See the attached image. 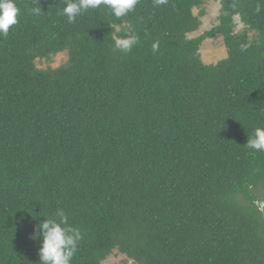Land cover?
<instances>
[{"label":"trees","instance_id":"obj_1","mask_svg":"<svg viewBox=\"0 0 264 264\" xmlns=\"http://www.w3.org/2000/svg\"><path fill=\"white\" fill-rule=\"evenodd\" d=\"M205 1L138 0L122 18L101 6L68 23L67 0H15L18 24L0 35V264H40L30 236L60 209L81 233L71 264L115 251L264 264V151L246 147L264 129V0H214L218 24L190 38ZM128 33L138 43L115 49ZM217 35L227 56L206 64Z\"/></svg>","mask_w":264,"mask_h":264},{"label":"clouds","instance_id":"obj_2","mask_svg":"<svg viewBox=\"0 0 264 264\" xmlns=\"http://www.w3.org/2000/svg\"><path fill=\"white\" fill-rule=\"evenodd\" d=\"M165 2L166 0H155L157 5ZM137 3L138 0H67L62 15L67 17L68 23H74L83 13L103 6L116 18H122L133 11ZM31 11L33 15L41 14L39 7H33ZM257 11H260L259 7ZM19 13L15 0H0V35L7 36L10 28L18 24ZM113 40L115 49L130 52L138 43V36L131 33L123 38L113 35ZM152 50H158V43H153ZM246 147L264 151V129L256 128ZM55 215L58 219H42L30 239L39 244L40 264H71L81 233L68 225V217L63 209L58 210Z\"/></svg>","mask_w":264,"mask_h":264},{"label":"rangeland","instance_id":"obj_3","mask_svg":"<svg viewBox=\"0 0 264 264\" xmlns=\"http://www.w3.org/2000/svg\"><path fill=\"white\" fill-rule=\"evenodd\" d=\"M220 4L218 1L206 0L205 3L194 12L196 15H200V12L203 10L204 15L200 17L202 22L201 27L195 33L189 35L190 38H196L201 36L203 33L209 31L213 26L218 24V15H219ZM237 31L243 29V24L240 22L239 18H236ZM201 58L206 64H216L222 59H225L227 56V50L224 46L223 37L217 35L214 38L206 39L200 49ZM68 55L66 53H61L55 56H52L50 59H45L38 61V66L41 68L47 67H59L64 62H66ZM103 264H134L130 261L125 255L115 251L110 255Z\"/></svg>","mask_w":264,"mask_h":264}]
</instances>
